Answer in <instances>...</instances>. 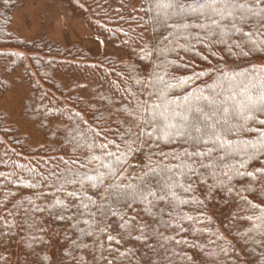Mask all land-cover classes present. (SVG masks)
Instances as JSON below:
<instances>
[{
	"label": "trees",
	"instance_id": "1",
	"mask_svg": "<svg viewBox=\"0 0 264 264\" xmlns=\"http://www.w3.org/2000/svg\"><path fill=\"white\" fill-rule=\"evenodd\" d=\"M60 1L125 59L24 40L0 0V92L19 70L58 141L0 114V264H264V0Z\"/></svg>",
	"mask_w": 264,
	"mask_h": 264
},
{
	"label": "rangeland",
	"instance_id": "2",
	"mask_svg": "<svg viewBox=\"0 0 264 264\" xmlns=\"http://www.w3.org/2000/svg\"><path fill=\"white\" fill-rule=\"evenodd\" d=\"M9 30L24 40L46 38L64 46L83 48L94 57L116 56L119 60L125 59L124 55L94 35L85 21L73 15L60 0H21L20 6L12 13ZM55 76L65 88L88 81L81 75L69 72H56ZM5 78L10 85L6 91L0 92V114L4 115L6 124L13 126L32 148L58 143L26 115L25 105L30 93L22 73L15 70Z\"/></svg>",
	"mask_w": 264,
	"mask_h": 264
},
{
	"label": "snow or ice",
	"instance_id": "3",
	"mask_svg": "<svg viewBox=\"0 0 264 264\" xmlns=\"http://www.w3.org/2000/svg\"><path fill=\"white\" fill-rule=\"evenodd\" d=\"M259 2H260V0H258V3ZM164 7H173V5L171 3H168V4H165ZM176 7L183 8L184 6L183 5H176ZM189 7H194V6L189 5ZM207 7L211 8L212 11L220 14L221 7H227V5L224 4V5L217 6L216 3H213V4L207 5ZM261 11H264V9H261ZM260 123L264 124V121H260ZM192 127H193L194 132L199 134L200 138L207 136V137H209V140L212 143L220 145L221 148H223L225 145H227L229 143L227 140H222L221 137L216 134V131H215L216 125L208 124L207 118L200 123V126H196V124H193ZM208 142L209 141H205V143H208ZM104 147H106V145H104ZM214 151H215L214 148H209L206 152L197 151V152L193 153L192 155L199 156V157H208L210 159L211 155ZM108 155H113V154L108 153ZM97 159H99V158L97 157ZM201 166L202 167H210L211 165L207 164V165H201ZM257 171H259V169H257ZM237 174L241 175V176H244V175L254 176L253 172H247V173L238 172ZM225 175H227V173H225ZM89 179H91V177H89ZM166 187L170 189L172 187V185L169 184V185H166ZM149 194L155 195V193L152 192L150 189H149ZM163 198L164 197H160V199H163ZM109 239H111V237H109Z\"/></svg>",
	"mask_w": 264,
	"mask_h": 264
}]
</instances>
